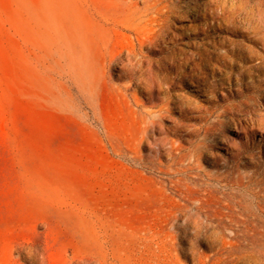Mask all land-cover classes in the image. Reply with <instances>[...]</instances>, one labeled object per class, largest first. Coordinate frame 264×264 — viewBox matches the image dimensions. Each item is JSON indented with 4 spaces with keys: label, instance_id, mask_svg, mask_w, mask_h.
<instances>
[{
    "label": "rangeland",
    "instance_id": "obj_1",
    "mask_svg": "<svg viewBox=\"0 0 264 264\" xmlns=\"http://www.w3.org/2000/svg\"><path fill=\"white\" fill-rule=\"evenodd\" d=\"M0 264H264V0H0Z\"/></svg>",
    "mask_w": 264,
    "mask_h": 264
},
{
    "label": "bare ground",
    "instance_id": "obj_2",
    "mask_svg": "<svg viewBox=\"0 0 264 264\" xmlns=\"http://www.w3.org/2000/svg\"><path fill=\"white\" fill-rule=\"evenodd\" d=\"M255 64H256V63H255ZM237 248H238V247H237ZM237 248H236V250H237ZM238 252H239V251H238ZM238 252H237V253H238ZM236 258H237V257H236ZM247 259H248V258H247Z\"/></svg>",
    "mask_w": 264,
    "mask_h": 264
}]
</instances>
